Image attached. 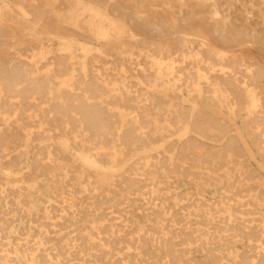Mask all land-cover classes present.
<instances>
[{
  "label": "rangeland",
  "instance_id": "1",
  "mask_svg": "<svg viewBox=\"0 0 264 264\" xmlns=\"http://www.w3.org/2000/svg\"><path fill=\"white\" fill-rule=\"evenodd\" d=\"M117 1L0 0V264H264V0Z\"/></svg>",
  "mask_w": 264,
  "mask_h": 264
},
{
  "label": "bare ground",
  "instance_id": "2",
  "mask_svg": "<svg viewBox=\"0 0 264 264\" xmlns=\"http://www.w3.org/2000/svg\"><path fill=\"white\" fill-rule=\"evenodd\" d=\"M94 2H96V3H98V4H100V5H106L107 6V8L109 9V11H110V13H112L113 15H116V16H118V17H120L121 19H123L124 21H126L128 24H129V27H130V30H131V32H132V38H133V45H135V46H138V45H140V44H147V38H148V36H146L145 34H140L139 35V37H140V39H138V22H137V17H135V18H133L130 14H129V12H128V10L127 9H125L124 7H123V4H120L117 0H93ZM152 37V36H151ZM154 38V37H153ZM225 47H227L226 45H224ZM225 50H227V49H225ZM258 57L261 59V61L263 62V64H264V55H261V54H258ZM23 70L25 69L24 67L22 68ZM31 70V69H30ZM160 74V73H159ZM1 79V78H0ZM143 80V79H142ZM77 83V82H76ZM83 83V82H82ZM145 83V82H144ZM35 84V83H34ZM86 84V83H85ZM148 84V83H147ZM97 87V86H96ZM80 88V87H79ZM1 89V88H0ZM78 89V88H77ZM80 90V89H79ZM6 92V91H5ZM82 92V91H81ZM93 92V91H92ZM231 93H232V91H231ZM73 94V93H72ZM87 94V93H86ZM76 95V94H75ZM234 95H235V98L236 99H238V100H241L242 99V95H241V93L238 91V92H236V93H234ZM56 96V95H55ZM94 96V95H93ZM74 97V96H73ZM90 97V96H89ZM72 98V97H71ZM85 98V97H84ZM95 99V98H94ZM97 99V98H96ZM65 100V99H64ZM78 100V99H77ZM59 101V100H58ZM74 101V100H73ZM79 101V100H78ZM85 101V100H84ZM70 102H71V100H70ZM69 102V103H70ZM86 102V101H85ZM22 103V102H21ZM81 103V102H80ZM84 103V102H83ZM10 104V103H9ZM52 105V104H51ZM55 105H56V103H55ZM0 107H2V106H0ZM56 107V106H55ZM59 107V106H58ZM74 107V106H73ZM54 108V107H53ZM76 108V107H75ZM14 109V108H13ZM55 109V108H54ZM72 109V108H71ZM70 109V110H71ZM82 109V108H81ZM85 109V108H84ZM15 110V109H14ZM77 110H78V107H77ZM77 110H76V112H77ZM90 110V109H89ZM11 111V110H10ZM83 111V110H82ZM84 111H86V110H84ZM88 111V110H87ZM97 111H98V109H97ZM61 112H63V110L61 111ZM60 112V113H61ZM75 112V113H76ZM80 112H81V110H80ZM67 113V111L65 112V114L63 113L62 114V116L63 115H67L66 114ZM87 113V112H86ZM89 113V112H88ZM88 113H87V115H88ZM91 113V112H90ZM93 113V112H92ZM98 112H96V114H97ZM11 114V113H10ZM77 114H79V112L77 113ZM81 116L82 115H86V114H80ZM80 115H78V116H80ZM94 116H95V114H93ZM90 116H91V114H90ZM90 116H89V118H90ZM94 116H92V117H94ZM67 117V116H66ZM85 117V116H84ZM96 117H97V115H96ZM55 118V117H54ZM63 118V117H62ZM72 118V117H71ZM81 118V117H80ZM83 118V117H82ZM87 118V117H86ZM88 118V119H89ZM99 119H101L100 118V116L98 117ZM98 118H97V121H96V123H98ZM107 118H108V116H107ZM112 118V117H111ZM264 119V118H263ZM84 121H85V118L83 119ZM87 120V119H86ZM63 121V120H62ZM89 121H91L90 119L88 120V122ZM94 121V120H93ZM106 121V120H105ZM110 121H112V120H110ZM137 121V120H136ZM139 121V120H138ZM73 122V121H72ZM100 122H103V121H101L100 120ZM99 122V123H100ZM114 122V121H113ZM84 123V122H83ZM87 123V122H86ZM96 123H94V125L96 124ZM103 123H105V122H103ZM108 123H110V122H108ZM118 123V122H117ZM120 123V122H119ZM122 123V122H121ZM71 124V123H70ZM81 124V123H80ZM88 124V123H87ZM93 124V122L91 123V125ZM102 124V123H101ZM106 124L107 123H105L104 125L106 126ZM139 124H140V122H139ZM90 125V124H89ZM97 125V124H96ZM95 125V126H96ZM104 125H103V127H104ZM113 125V124H112ZM115 125V124H114ZM117 125V124H116ZM146 125V124H145ZM100 126V125H99ZM99 126H97V128H100ZM102 126V125H101ZM108 126V125H107ZM140 126V125H139ZM91 127V126H90ZM89 127V128H90ZM94 127V126H93ZM115 126H113V128H114ZM118 127H120L119 125H118ZM117 127V128H118ZM115 129V130H118L119 131V129L120 128H118V129ZM100 129H102V128H100ZM124 129H126L125 127H124ZM90 130V129H89ZM92 131H94L93 129H91ZM95 130H96V127H95ZM96 131H98L99 132V130H96ZM112 131V130H111ZM111 131H110V133H111ZM114 131V130H113ZM122 131V130H121ZM252 131V130H251ZM77 132V131H76ZM97 132V133H98ZM117 132V131H116ZM124 132V131H123ZM96 133V134H97ZM102 132H100L99 134H101ZM106 133V132H105ZM118 133V132H117ZM116 133V134H117ZM120 133V132H119ZM126 133H128V132H126ZM263 133V132H262ZM109 134V133H108ZM145 134V133H144ZM106 135V134H105ZM115 135V134H114ZM118 135V134H117ZM120 135V134H119ZM126 135V134H125ZM101 137L103 136V137H105L104 135H100ZM107 136V135H106ZM111 136V135H110ZM128 137V136H127ZM123 138H124V135H123ZM139 138V137H138ZM260 138V137H259ZM118 139V138H117ZM136 140V139H135ZM258 141V140H257ZM261 141V140H260ZM118 142H119V140H118ZM122 142V141H121ZM107 144H109L108 142H106ZM106 143H105V145H106ZM261 143V142H260ZM104 144V143H103ZM256 144V143H255ZM258 145H259V143H258ZM118 147V146H117ZM116 147V148H117ZM114 148V147H113ZM9 149V148H8ZM38 168V167H37ZM217 174V173H216ZM218 177V176H217ZM260 222V221H259ZM256 230H258V228L256 229ZM261 231H262V229H261ZM252 235H253V233H252ZM250 239V238H249ZM264 239V238H263ZM260 240V239H259ZM263 242V241H262ZM229 246V245H228ZM226 247V246H225ZM250 248V247H249ZM254 249V248H253ZM224 250V249H223ZM217 252V251H216ZM224 252V251H223ZM258 254V253H257ZM245 258V257H244ZM260 258V257H259ZM264 259V258H263ZM243 260V259H242ZM257 260V259H256ZM247 264V263H246Z\"/></svg>",
  "mask_w": 264,
  "mask_h": 264
}]
</instances>
